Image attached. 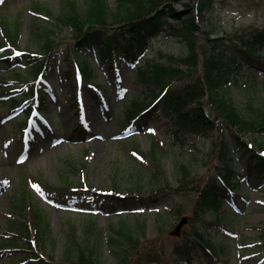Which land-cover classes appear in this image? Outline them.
<instances>
[{"label": "rangeland", "instance_id": "obj_1", "mask_svg": "<svg viewBox=\"0 0 264 264\" xmlns=\"http://www.w3.org/2000/svg\"><path fill=\"white\" fill-rule=\"evenodd\" d=\"M63 1L3 0L0 3V18H16L19 22L16 49H20L23 56L19 80H15L17 75L10 71L13 65L0 61V264H27L26 260L34 258V246L29 253L24 240L10 232L12 220L21 221L29 214L32 199L40 206L49 225L48 248L41 253L44 258L67 264L62 256L71 223L80 227L81 240L83 225L90 218H95L100 227L108 230L112 223L118 224L121 219L134 222L138 215L147 218L145 243L156 244L162 259L171 257L178 261L177 264H182L183 259L173 253L172 247L179 238L177 232L187 226V215L196 197V184L209 178L212 173L206 176L208 168L213 172L223 169L224 164L213 157L215 148L211 139L197 140L190 133L183 135V140L175 137L172 119L158 110L138 117L133 123L125 121L124 100L135 94L138 83L135 66L126 56L119 55L103 64L92 63L95 70L91 79L74 82L73 78L64 77L63 71L68 66L66 57L73 61L72 57L92 58V55L89 49L74 50L73 32L69 26H54ZM109 2L113 5L114 0ZM195 3L196 0H184L176 6L179 10L195 13L192 7ZM47 9L51 10L50 14ZM35 17L50 23L51 34L58 39L46 57L43 77L34 76L30 69L32 63L27 59L29 52L39 50L37 44L30 43ZM205 19L199 24L204 29H214L213 36L225 32L233 34L251 27L264 28V0H216ZM173 23L182 26L177 20ZM14 49L0 47V56L14 52ZM186 50L183 32L171 29L151 38L140 58H159L165 62L169 54L178 56L186 54ZM237 75L241 81L233 83L228 90L242 110L248 101V88L244 84L247 74L244 70ZM259 78L264 79V74ZM11 87L18 90L8 92ZM14 96L21 99L26 96L31 103L37 102L41 96L46 99V107L36 105L44 116L36 112L33 119L38 120L40 138L28 134L29 144L18 142L21 121L26 118L28 107L21 105L14 109L11 105ZM256 101L260 106V101ZM233 130L224 126L221 133L231 144L239 163V168L228 174V183L239 196L232 208L224 200L208 214L203 232L204 236L211 238L216 252L197 246L195 254L193 252L195 264H264V175L256 168L248 174V153L239 145ZM252 135L253 132L243 139L251 141ZM256 135L258 141L264 143V135L259 132ZM219 136L220 133L216 135ZM53 139L59 140L58 143L51 144ZM135 147L143 153L156 149L164 163L165 176L174 186H179L175 162H187L192 172L188 188L179 193L162 190L154 196L157 199L154 203L149 197L147 184L140 193L143 198L140 204L132 188V174L136 175L139 168L149 173L150 166L148 158L138 156ZM21 151H28L25 162L19 160ZM161 178L164 180V176ZM237 180L240 183L232 185ZM110 191L124 195L127 199L125 206L113 209L114 203L106 197ZM223 191L220 188L219 193ZM22 207L25 216L20 214ZM219 214L226 222L225 228L214 225ZM115 260L109 242L105 241L103 264H114Z\"/></svg>", "mask_w": 264, "mask_h": 264}, {"label": "trees", "instance_id": "obj_2", "mask_svg": "<svg viewBox=\"0 0 264 264\" xmlns=\"http://www.w3.org/2000/svg\"><path fill=\"white\" fill-rule=\"evenodd\" d=\"M182 1L184 0H114L112 5L109 0H64L54 26L71 27L75 51L91 49L92 55L96 57L94 59L102 63L119 54H124L135 62L136 54L145 49L151 38L171 29L183 32L187 45L186 54H169L165 62L159 58H142L138 62L137 88L135 94L126 100L125 119L132 122L138 116L149 115L158 110L172 119V134L175 137L183 140L182 136L190 133L197 140L211 139L215 148L213 157L224 164L223 169L218 168L213 172L208 168L206 176L210 173L213 175L208 176L207 180L202 179V184H196V197L191 212L187 215V226L177 232L179 238L172 247L173 253L183 259L182 264H195L193 252L195 254L197 246L208 252H216L211 238L204 236L203 227L207 225L210 209L223 203L218 177L223 172L227 180L228 172L234 170V149L227 139H223L221 131L224 126L234 129L239 145L245 146L249 152L250 167H257L264 175V143L262 140L258 141L256 135V132L264 135V79L257 74V70L264 69V28H245L233 34L225 32L223 36L214 38V29H203L199 24V17L205 21L206 13L213 9L216 0H196L192 6L196 13L187 9L179 10L176 5ZM35 6L40 8L37 4ZM47 12L50 14L51 10L47 9ZM0 19V35L4 37H0L3 41L0 40V45L18 47L19 22L16 18L9 20L5 16ZM34 20L30 43L37 44L39 50L34 55L27 56L32 63L31 72L37 74L45 66V57L58 39L51 34L53 28L50 23L39 17ZM174 20L182 26L174 25ZM13 59L16 58L8 57L4 60L10 64ZM67 59L69 67L65 69L64 75L69 78L74 75V69L72 60ZM76 62L80 64L83 76L92 78L94 70L91 58L85 56ZM10 70H16L17 80L21 78L18 67ZM243 70L249 71L250 75H247L244 82L248 88V101L241 110L232 100L228 89L233 83L241 81L237 73ZM256 100L260 101V106L256 105ZM11 101V105L16 106L19 99L15 97ZM252 132V145L248 146L243 138ZM218 133L220 136L216 137ZM220 137L221 140L218 141ZM137 153L148 158L150 166L149 173L139 168L135 171L136 175L132 174V188L140 204L143 201L140 193L147 184L149 197L153 198L154 203L157 201L154 196L162 190L169 189L179 193L188 188L192 172L187 162H175L179 186H174L165 176L164 163L156 149L143 153L138 148ZM161 176H164L165 181ZM234 195L235 193L233 200ZM107 197L115 203V207L123 206L127 201L115 193H110ZM23 208L20 214L25 213ZM29 209L26 219L12 220L10 228L17 233L19 239L24 240L28 251L33 247L31 242L47 250L50 230L46 216L33 199ZM146 223L147 218L137 215L134 222L121 219L118 224L112 223L107 230L100 227L95 218H90L83 225L81 240L78 232L80 227L71 223L62 258L67 264H103L102 246L107 241L116 258L114 264H177L175 258L162 259V253L158 252L156 244L145 243ZM225 223L220 214L215 217L214 225L217 227H224ZM34 255L39 264H60Z\"/></svg>", "mask_w": 264, "mask_h": 264}, {"label": "snow or ice", "instance_id": "obj_3", "mask_svg": "<svg viewBox=\"0 0 264 264\" xmlns=\"http://www.w3.org/2000/svg\"><path fill=\"white\" fill-rule=\"evenodd\" d=\"M3 2V0H0V3H2ZM18 55H19V53H17Z\"/></svg>", "mask_w": 264, "mask_h": 264}]
</instances>
